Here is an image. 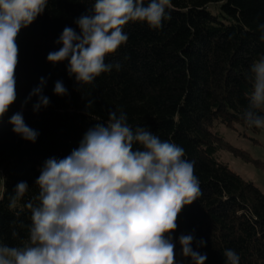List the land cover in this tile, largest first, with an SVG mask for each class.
<instances>
[{
    "label": "trees",
    "instance_id": "trees-1",
    "mask_svg": "<svg viewBox=\"0 0 264 264\" xmlns=\"http://www.w3.org/2000/svg\"><path fill=\"white\" fill-rule=\"evenodd\" d=\"M93 3L48 0L45 11L17 37V100L0 119V243H27L31 213L25 205L36 202L35 180L43 163L70 154L90 127L107 122L109 110H123L133 128L146 127L162 141L176 143L194 162L201 196L184 206L173 237L192 234L193 250L207 255L205 264H225L226 249L239 255V264H264V193L218 159L217 152L227 149L250 160L213 130L217 124L250 128L242 117L251 91L250 65L264 56L258 28L264 24V0H171V19L160 29L144 22L124 27L126 44L105 58V63L120 64L119 70L78 86L67 72V60L53 64L46 57L62 46L56 41L66 26L79 32L74 21ZM41 77L50 103L33 112L35 96L22 103ZM58 80L66 96L54 94ZM15 112L38 131L35 142L11 130L8 121ZM19 182L29 185L28 192L10 208ZM200 239L203 247H197Z\"/></svg>",
    "mask_w": 264,
    "mask_h": 264
},
{
    "label": "clouds",
    "instance_id": "clouds-1",
    "mask_svg": "<svg viewBox=\"0 0 264 264\" xmlns=\"http://www.w3.org/2000/svg\"><path fill=\"white\" fill-rule=\"evenodd\" d=\"M47 4L0 0V119L17 100L19 32ZM171 8V0H94L74 21L79 32L66 26L56 41L62 46L46 59L53 64L67 60V72L78 86L92 84L102 73L120 69L105 58L126 44L129 22L160 29L171 19ZM258 28L264 40V24ZM249 77L242 118L248 127L264 130V56L251 63ZM45 85L41 77L22 107L35 96L33 112L46 108ZM53 92L68 94L59 80ZM8 122L22 139L36 141L39 133L25 123L22 112L13 113ZM35 184L36 202L25 205L31 213L28 241L20 246L0 243V264H177V241L191 264H205L207 255L193 250L192 234L173 238L184 206L201 196L194 162L185 159L184 148L176 143L162 141L146 127L133 128L123 110H109L107 122L90 127L64 158L47 159ZM28 189L19 182L9 207L15 208ZM205 243L196 241L197 247ZM223 256L225 264H239L234 250H224Z\"/></svg>",
    "mask_w": 264,
    "mask_h": 264
},
{
    "label": "rangeland",
    "instance_id": "rangeland-1",
    "mask_svg": "<svg viewBox=\"0 0 264 264\" xmlns=\"http://www.w3.org/2000/svg\"><path fill=\"white\" fill-rule=\"evenodd\" d=\"M210 10L215 11L213 5ZM213 130L219 133L224 143L245 152L250 160H244L227 149H220L217 152L218 159L226 163L242 179L252 182L264 193V130L255 131L240 124H234L233 127L217 124ZM2 188L3 179L0 169V195ZM176 260L177 264H191L190 258L181 255L178 241L176 242Z\"/></svg>",
    "mask_w": 264,
    "mask_h": 264
}]
</instances>
